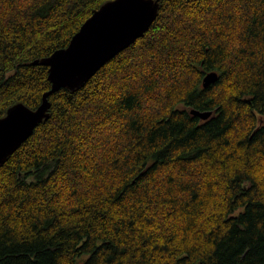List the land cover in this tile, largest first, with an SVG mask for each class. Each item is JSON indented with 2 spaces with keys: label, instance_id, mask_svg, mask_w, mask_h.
Segmentation results:
<instances>
[{
  "label": "trees",
  "instance_id": "obj_1",
  "mask_svg": "<svg viewBox=\"0 0 264 264\" xmlns=\"http://www.w3.org/2000/svg\"><path fill=\"white\" fill-rule=\"evenodd\" d=\"M107 1L0 0V118ZM159 1L0 168V264H264V0Z\"/></svg>",
  "mask_w": 264,
  "mask_h": 264
},
{
  "label": "water",
  "instance_id": "obj_2",
  "mask_svg": "<svg viewBox=\"0 0 264 264\" xmlns=\"http://www.w3.org/2000/svg\"><path fill=\"white\" fill-rule=\"evenodd\" d=\"M159 0H109L83 23L68 46L32 64L49 65L51 88L44 92L41 104L32 109L22 102L11 106L0 118V168L50 117V96L66 87L84 85L107 61L142 37L156 20ZM217 71L207 73L203 86L217 81ZM193 115L208 119L211 110L191 109Z\"/></svg>",
  "mask_w": 264,
  "mask_h": 264
}]
</instances>
